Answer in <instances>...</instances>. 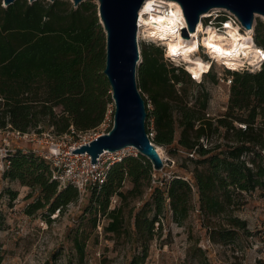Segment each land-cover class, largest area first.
Instances as JSON below:
<instances>
[{
  "label": "trees",
  "instance_id": "trees-1",
  "mask_svg": "<svg viewBox=\"0 0 264 264\" xmlns=\"http://www.w3.org/2000/svg\"><path fill=\"white\" fill-rule=\"evenodd\" d=\"M254 40L264 48L261 18L255 23ZM164 51L154 42L143 44L138 84L146 102L152 104L147 107L148 119L152 117L154 123L152 140L165 147L176 142L177 149L186 151L191 168L185 167L193 181L174 175L153 184L151 161L141 154L126 155L111 164L101 185L90 188L94 225L97 213L103 212L110 218L106 228L120 232L125 221L123 203L110 208L112 196L136 198L145 188H151L154 214L136 213L138 231H153L167 200L174 220L182 223L194 207L196 187L202 223L210 237L231 240L247 227V220L232 212L236 193L264 186V61L256 70L227 69L233 75L228 106L221 116L213 117L206 111L208 90L202 87L191 102L187 84L196 79L183 64L165 60ZM105 63L106 32L96 2L84 0L75 6L71 0H15L4 5L0 0V128L11 123L22 130L42 131L39 125H49L55 133L65 134L72 127L74 133L96 127L113 102ZM211 65L205 75L217 81ZM220 128L224 137H212ZM10 159L3 178L39 189L28 213L47 208L50 219V213L63 211L78 198V188L71 183L60 187L49 161L38 153L20 147ZM126 177L133 185L125 190ZM8 193L16 195L11 189ZM223 214L230 227L214 224L215 217ZM76 244L82 256L79 237ZM146 245L134 264L147 256Z\"/></svg>",
  "mask_w": 264,
  "mask_h": 264
},
{
  "label": "rangeland",
  "instance_id": "rangeland-1",
  "mask_svg": "<svg viewBox=\"0 0 264 264\" xmlns=\"http://www.w3.org/2000/svg\"><path fill=\"white\" fill-rule=\"evenodd\" d=\"M2 1L4 4V0ZM92 1L99 6L98 0ZM258 18L264 20L262 15H256L255 22ZM150 42L166 47L161 40L142 37L139 38L140 49L142 50L144 43ZM198 53L210 59L206 48L200 47ZM164 58L169 63L172 61L174 64H183L187 68L186 61L181 57L171 60L164 51ZM259 65L260 63H256L248 67L256 70ZM227 69L228 67L223 66L220 61L213 60L212 71L216 74L217 81L204 74L194 83L187 84L191 102L202 91V87L208 90L207 115L218 117L227 109L230 96L228 80L233 77ZM147 104L148 108H152L150 101ZM114 109L113 101L108 106L105 119L99 125L84 132L67 133V136L60 138L61 141L69 145L81 137L85 136L88 139L107 132L114 122ZM39 126L43 127L42 131L52 128L49 125ZM148 126L154 132L152 117L150 119L147 117ZM223 131V128H220L212 137H224ZM179 132L178 128L176 137H179ZM18 143L30 145L23 140ZM157 146L164 154V166L161 169L153 167L151 183L162 184L161 181L166 182L174 175H183L193 181L192 173L185 167L188 165L191 168L189 154L186 151L177 149L176 142L170 147L159 144ZM129 151L136 152L131 148L122 150L119 154L129 155ZM132 185L129 177H126L123 189L126 190ZM8 189L16 191V195L12 197ZM38 194L37 187L23 184L18 179L1 180L0 264H134V260L143 252L145 244L148 254L137 264H264V186L236 193L235 208L232 212L246 219L247 227L240 229L234 238L227 241L219 237L215 240L210 237L209 230L202 223L196 187L192 198L194 207L189 217L182 223L176 222L167 200L150 234L138 231L135 216L143 210H147V214L153 216V205L149 203L153 200L151 188H145L142 196L136 198L128 196L121 200L116 194L112 196L110 208L123 203L125 221L120 232L106 228L110 218L103 212L97 213L94 225L93 218L96 213L91 206L93 204L91 189H87L83 194L79 193L78 198L66 204L63 211L56 209L50 213V219L46 218L49 213L47 208H40L31 214L27 212L29 203ZM214 224L222 228L230 227L224 214L215 217ZM76 237H79L83 244L82 256L76 244Z\"/></svg>",
  "mask_w": 264,
  "mask_h": 264
},
{
  "label": "water",
  "instance_id": "water-1",
  "mask_svg": "<svg viewBox=\"0 0 264 264\" xmlns=\"http://www.w3.org/2000/svg\"><path fill=\"white\" fill-rule=\"evenodd\" d=\"M15 0H4L8 5ZM53 1V0H52ZM79 5L84 0H72ZM145 0H98V14L106 32L104 73L112 87L115 104L112 127L72 152H88L92 162L104 151L116 152L134 146L150 159L155 169L164 166L157 144L148 133V104L138 84L137 69L142 54L138 36L139 11ZM187 20L183 34L188 36L201 20V14L213 8L233 11L247 29H255L256 15L264 17V0H177Z\"/></svg>",
  "mask_w": 264,
  "mask_h": 264
},
{
  "label": "built area",
  "instance_id": "built-area-1",
  "mask_svg": "<svg viewBox=\"0 0 264 264\" xmlns=\"http://www.w3.org/2000/svg\"><path fill=\"white\" fill-rule=\"evenodd\" d=\"M162 7L166 13L171 12L172 8L170 5H164ZM140 12L141 9L139 11L138 17V36L141 25ZM201 19H203V23L206 26L208 23H210L215 25L218 30H225L229 24L237 25L241 29L245 28L239 17L226 7L213 8L206 16L201 14ZM201 47L206 48V52L209 54V58H211V53L208 51L207 47L204 45H201ZM260 52L262 55L260 56L261 59L259 61L260 65L258 68H260L262 62L264 61V48L262 46L260 47ZM169 57H171V60H174L175 58L172 56ZM211 59V62H213V60L217 62L219 61L214 57ZM221 64L225 67H228L227 64ZM248 65L252 66L253 64L246 62L243 68L246 67L250 70H253V68L248 67ZM228 68L235 70L231 67ZM190 73L195 79H198L195 77L194 73L191 71ZM228 83H231V78L228 80ZM74 131L75 129L72 127V130L69 134L74 133ZM148 133L150 137L153 136L154 132L152 131L151 127ZM98 135L100 134H96L95 136L88 139L84 136L78 141H74L68 145L67 142L63 144L60 139L63 136H67V133L57 134L52 130V128L45 131H38L33 128L22 130L20 128L14 127L11 123H8L5 127L0 128V184L1 180H5L2 175L11 164V155L21 147L24 151L32 150L49 161L52 170V176L53 178L59 180L60 187L71 183L78 188L80 194H83L87 189H90L94 186H99L106 180L111 164L114 161L121 160L124 156H126L125 154H127L124 153V155H120L119 152L134 148L136 152L133 153V151H129L128 154H138L136 147L127 146L116 152L104 151L98 156V160L96 162H92V156L88 152H72V150L77 146H80L86 142H90ZM22 140L27 141L30 143V145L19 144L18 142Z\"/></svg>",
  "mask_w": 264,
  "mask_h": 264
},
{
  "label": "bare ground",
  "instance_id": "bare-ground-1",
  "mask_svg": "<svg viewBox=\"0 0 264 264\" xmlns=\"http://www.w3.org/2000/svg\"><path fill=\"white\" fill-rule=\"evenodd\" d=\"M164 5H170L171 12L166 13L162 7ZM210 11L204 12L203 16ZM140 20L139 38L162 39L166 54L185 60L187 68L198 79L211 69L212 57L234 69L243 68L246 62L259 63L261 59V46L255 42L252 28L241 29L229 24L225 30H218L213 24L206 26L201 19L195 30L190 31L188 36L184 35L182 29L187 25V20L177 0H145ZM201 45L211 53L210 59L198 53ZM158 149L164 160L159 146Z\"/></svg>",
  "mask_w": 264,
  "mask_h": 264
}]
</instances>
